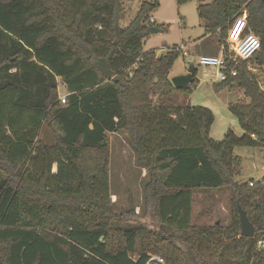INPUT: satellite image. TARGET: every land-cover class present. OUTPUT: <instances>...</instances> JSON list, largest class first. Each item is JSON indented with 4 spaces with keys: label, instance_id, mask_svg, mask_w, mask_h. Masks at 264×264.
I'll return each mask as SVG.
<instances>
[{
    "label": "trees",
    "instance_id": "obj_1",
    "mask_svg": "<svg viewBox=\"0 0 264 264\" xmlns=\"http://www.w3.org/2000/svg\"><path fill=\"white\" fill-rule=\"evenodd\" d=\"M198 1L220 43L245 10L261 41L238 75L215 85L247 98L231 105L243 133L221 140L210 136V108L174 103L200 82L196 73L191 88H175L179 47L143 49L158 1H143L122 25V0H0V264H264V177L237 180L234 153L264 146V85L248 67H264V0ZM225 57L234 64L228 45ZM45 125L52 144L40 138ZM119 131L149 174L148 224L123 227L114 210L108 132ZM225 188L230 224H193L195 191ZM239 206L253 237L241 235Z\"/></svg>",
    "mask_w": 264,
    "mask_h": 264
},
{
    "label": "rangeland",
    "instance_id": "obj_2",
    "mask_svg": "<svg viewBox=\"0 0 264 264\" xmlns=\"http://www.w3.org/2000/svg\"><path fill=\"white\" fill-rule=\"evenodd\" d=\"M143 1L145 0H122V25H128L132 21ZM153 1H158L159 5L150 13V16L156 20L154 26L160 27L163 31L150 34L145 39L143 49H155L158 54H161L178 46L181 55L175 61L170 77L187 73L189 66L193 64L197 67L196 73L200 80L191 93H177L174 103L210 108L215 116L210 136L215 140L223 139L229 129L241 135L243 130L237 116L231 110V105L247 100L243 90L238 87L218 89L215 86L218 82L215 80V72L207 70L198 62L199 56L218 55L226 45H228L229 55L227 39L226 43H220V30L216 33H207L203 20L198 14V0H191L182 5H178L176 0ZM181 45H184L185 49H182ZM184 50L188 52L187 55H183ZM248 67L258 76L261 75V83L264 85V67H258L253 60L249 61ZM57 82L61 100L60 97H67L68 91L62 78L57 77ZM108 137L111 148L110 188L114 210L121 220L120 225L129 227L142 223L148 224L153 220L152 210L147 208L145 202V185L149 180L148 171L138 161L130 136L126 131L108 132ZM40 138L48 144L55 142L53 133L47 125L42 130ZM234 153L242 157L241 172L236 176L237 180L259 181L264 177V146H236ZM1 174L3 173H0V176ZM230 198L231 192L228 188L196 190L193 202V224L203 226L220 222L224 226L229 225L232 209Z\"/></svg>",
    "mask_w": 264,
    "mask_h": 264
},
{
    "label": "built area",
    "instance_id": "obj_3",
    "mask_svg": "<svg viewBox=\"0 0 264 264\" xmlns=\"http://www.w3.org/2000/svg\"><path fill=\"white\" fill-rule=\"evenodd\" d=\"M247 11L245 10L242 15L235 18L227 36V43L229 44L230 59L234 63L228 65L225 57V49L221 50L218 55L204 54L199 56V65L204 66L207 70L215 72V80L223 81L228 78L229 75H238L237 65L240 61H248L254 57V55L261 49V41L258 36L253 32L248 31V19ZM152 22H155V18H151ZM182 49H185L184 45H181ZM188 52L184 50L183 55H187ZM62 102H66V97H60ZM253 185V182H251ZM160 262L163 259L160 257H154Z\"/></svg>",
    "mask_w": 264,
    "mask_h": 264
},
{
    "label": "water",
    "instance_id": "obj_4",
    "mask_svg": "<svg viewBox=\"0 0 264 264\" xmlns=\"http://www.w3.org/2000/svg\"><path fill=\"white\" fill-rule=\"evenodd\" d=\"M151 34L158 33L163 31L160 27L151 26L150 27ZM195 65L191 64L188 68V72L182 75L173 76L172 82L175 88L180 90H188L191 88L195 82V73H196ZM240 213V225H241V235L247 237H253L256 232L255 225L249 219L248 213L245 209L239 206ZM219 223V222H217Z\"/></svg>",
    "mask_w": 264,
    "mask_h": 264
},
{
    "label": "crops",
    "instance_id": "obj_5",
    "mask_svg": "<svg viewBox=\"0 0 264 264\" xmlns=\"http://www.w3.org/2000/svg\"><path fill=\"white\" fill-rule=\"evenodd\" d=\"M156 21V20H155ZM173 77V76H172Z\"/></svg>",
    "mask_w": 264,
    "mask_h": 264
}]
</instances>
